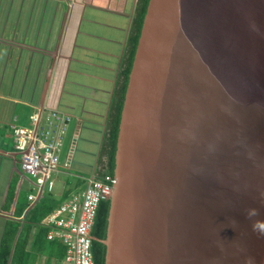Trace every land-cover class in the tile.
Segmentation results:
<instances>
[{
	"label": "water",
	"instance_id": "water-1",
	"mask_svg": "<svg viewBox=\"0 0 264 264\" xmlns=\"http://www.w3.org/2000/svg\"><path fill=\"white\" fill-rule=\"evenodd\" d=\"M104 242L105 264H264V0H149Z\"/></svg>",
	"mask_w": 264,
	"mask_h": 264
},
{
	"label": "crops",
	"instance_id": "crops-1",
	"mask_svg": "<svg viewBox=\"0 0 264 264\" xmlns=\"http://www.w3.org/2000/svg\"><path fill=\"white\" fill-rule=\"evenodd\" d=\"M137 5L138 0H0V236L4 224L18 221L17 240L29 221V211L38 203L29 198L38 192L29 177H24V183L19 175L20 183L15 181L13 189L10 187L15 173L26 175L15 164L21 155L15 150L10 122L29 126L30 114L42 105L71 114L72 121L77 118L71 126V143L63 165L72 162L79 136L101 140L118 99ZM75 80L84 84L85 98L69 106L66 91L73 88L71 81ZM89 118L95 121L91 126L98 132L85 127L84 120ZM94 146L89 149L96 151ZM98 146L96 155H90L96 158L92 169L100 159L102 146ZM60 171L59 166L54 173L59 182L57 191L47 193L58 202ZM85 183L65 181L61 197L65 192L81 191ZM8 186L7 197L12 191L9 203L4 196ZM59 259L53 246L38 251L36 261L27 264H60Z\"/></svg>",
	"mask_w": 264,
	"mask_h": 264
},
{
	"label": "built area",
	"instance_id": "built-area-1",
	"mask_svg": "<svg viewBox=\"0 0 264 264\" xmlns=\"http://www.w3.org/2000/svg\"><path fill=\"white\" fill-rule=\"evenodd\" d=\"M72 115L47 105L36 107L30 114V125L10 122L15 150L21 155L19 169L34 177L39 187L54 186L53 173L61 165V151ZM71 163L65 162V166ZM115 175L93 169L81 192L74 193L44 223L49 239L59 240L66 248L69 264H94L92 229L99 204L113 195ZM30 199L36 195L30 194Z\"/></svg>",
	"mask_w": 264,
	"mask_h": 264
},
{
	"label": "trees",
	"instance_id": "trees-1",
	"mask_svg": "<svg viewBox=\"0 0 264 264\" xmlns=\"http://www.w3.org/2000/svg\"><path fill=\"white\" fill-rule=\"evenodd\" d=\"M148 2L149 0H138V5L136 7L135 16L133 19L132 31L129 37L126 65L122 71V81L118 85L117 89L118 99L112 105L108 118L102 154H104L106 157V171L111 174H115V155L117 150V139L121 113L125 100L129 75L133 65ZM66 197V192L62 197H60V202L54 198L50 199L48 197H43L36 204V206L29 211L27 215V219L29 221L28 223L24 224V227L20 232L16 246L14 248L11 264H25L28 256H30V254L33 252V249H37V251H43L46 250L47 247L53 246L55 247V255L60 258V261L64 258L66 253L65 246L61 242L48 240L47 228L40 225V221L48 212L61 205L62 201ZM109 211L110 200L102 201L99 204L95 224L92 230L94 236L92 250L95 264H105L107 245L104 242V239L107 237ZM34 223H37L36 225L38 226L36 230H34L35 233L33 234L32 231L33 227L35 226ZM9 224H12V226L8 229ZM19 227L20 222L18 221H9V223L6 225L0 244V264H8L10 253ZM8 232L9 234H7ZM32 234L33 238L31 239ZM29 245H31V247L28 249Z\"/></svg>",
	"mask_w": 264,
	"mask_h": 264
},
{
	"label": "rangeland",
	"instance_id": "rangeland-1",
	"mask_svg": "<svg viewBox=\"0 0 264 264\" xmlns=\"http://www.w3.org/2000/svg\"><path fill=\"white\" fill-rule=\"evenodd\" d=\"M77 118L74 119V121H70L69 123V127L66 131V133L64 134V147L61 151V157H62V160H61V165H60V197H61V193L63 192V188H64V182L65 181H74V180H78L79 182H82L83 184L86 182V176H88V174L91 172V169H92V165L93 163L96 162V158H92L93 156H89L90 153H96V151L99 149V146L98 144H93V143H90V142H87L85 141V137L82 136V138L84 140H79L78 142V147H77V151L75 152L74 154V158L72 160V168L69 169V167H65L63 165V160L64 158H67L66 154L68 152V146L70 145L71 143V126H73L74 122H76ZM98 141V140H97ZM95 145V146H94ZM96 147L97 146V150L94 151L93 150H90L89 148L91 147ZM90 152V153H89ZM63 153V155H62ZM99 163H103V155H101L100 157V161ZM91 165V166H90ZM19 171V170H18ZM21 172V171H20ZM56 172V171H55ZM54 172V173H55ZM71 173L72 175H69V173ZM20 175V176H19ZM23 174H19V173H15V176H14V180H13V186H10L11 189H13L14 187V184H15V181L19 182L20 183V179L19 177H22L24 178L25 176H21ZM19 176V177H18ZM53 178L55 180V186H54V189H53V192H56L57 191V187H56V184H58V180L56 178V175L53 174ZM25 179V178H24ZM23 179V180H24ZM32 180H34V178H30ZM22 180V181H23ZM24 183H27V180L25 179L24 180ZM86 185V183H85ZM9 186L5 188V197L8 198V203L10 202L11 200V195H12V191H10V193L8 194V197H7V190H8ZM37 189V188H36ZM38 190V189H37ZM26 193V192H25ZM25 193H23L22 195H24ZM48 193V192H47ZM45 194L44 197H48V194ZM27 194V193H26ZM28 196V195H27ZM4 197V199H5ZM23 197H21L20 201L22 200ZM1 221V220H0ZM14 223V222H13ZM3 223L0 222V227L2 226ZM15 224V223H14ZM35 226L37 227L38 225H36L37 223H34ZM7 225V224H6ZM6 225L4 224V228L6 227ZM12 224H9L8 225V229L9 227L11 228ZM9 234V232L7 233ZM2 233H1V236H0V241L2 240ZM38 256V251L37 249H33V252L30 254V256H28V259L27 261L25 262V264H27L28 262H33V261H36V257ZM60 264H69L67 263L66 261H60V259L58 260ZM31 264V263H30Z\"/></svg>",
	"mask_w": 264,
	"mask_h": 264
},
{
	"label": "clouds",
	"instance_id": "clouds-1",
	"mask_svg": "<svg viewBox=\"0 0 264 264\" xmlns=\"http://www.w3.org/2000/svg\"><path fill=\"white\" fill-rule=\"evenodd\" d=\"M126 64V63H125ZM72 118H73V116H72ZM73 120V119H72ZM71 120V121H72ZM106 134V133H105ZM105 134L103 133V136H102V139L100 140V143L98 144V145H100V146H102L101 148H100V150H99V152H98V157L100 158L101 157V155H102V148H103V142H104V137H105ZM99 141V140H98ZM77 151V149H76V147H75V152ZM17 152V151H16ZM75 152H74V154H75ZM18 153V152H17ZM97 153V152H96ZM19 154V153H18ZM100 155V156H99ZM74 156V155H73ZM106 158V157H105ZM20 160V159H19ZM19 160L17 161V163H16V167H17V169L20 171V169H19ZM61 160H62V157H61ZM99 161H100V159H98V162L95 164V166L93 167V169H98L100 172H106V173H109V172H107L106 171V159L104 160L103 159V163H99ZM71 164H72V162H71ZM71 164H70V166H71ZM69 166V167H70ZM92 169V170H93ZM92 172V171H91ZM22 173V172H21ZM54 174V173H53ZM91 174V173H90ZM111 174V173H110ZM112 175H115V174H112ZM25 177H29V178H34V177H31V176H28V175H24ZM90 176V175H89ZM54 179V178H53ZM34 182H35V184H36V187H37V193H31V194H34V195H36V198L35 199H30L31 201H40L44 196H45V194L47 193V192H49V191H52L53 190V188H54V186H55V180H54V186H53V188H51V189H49V187H48V185L46 184L45 186H43V187H39V185L37 184V182H36V179L34 178ZM84 189V188H83ZM82 189V190H83ZM81 190V191H82ZM81 191H79V192H81ZM78 193V192H77ZM71 195H73V193L72 194H70V195H67V197L62 201V203L66 200V199H69L70 198V196ZM113 196V195H112ZM112 196L108 199V200H110L111 201V198H112ZM30 198V197H29ZM61 203V204H62ZM60 206V205H59ZM59 206H57L56 208H58ZM56 208H54L52 211H50V212H48L43 218H42V220L40 221V225H42L43 227H45V228H47V239L48 240H51V241H58V242H60L59 240H57V239H49L48 238V233H49V230H50V228L47 226V225H45V223H44V219L50 214V213H52V212H54L55 211V209ZM97 216V215H96ZM93 230V229H92ZM4 231H5V229H4ZM4 234V233H3ZM93 234V233H92ZM94 237V236H93ZM18 238V237H17ZM94 239V238H93ZM18 240V239H17ZM17 240H16V242H17ZM15 241V240H14ZM0 244H1V242H0ZM13 245H14V243H13ZM15 246H16V243H15ZM15 248V247H14ZM12 249H13V247H12ZM66 249V248H65ZM12 251V250H11ZM13 252H14V250H13ZM11 254V253H10ZM66 254V253H65ZM12 258H13V255H12ZM9 261V260H8ZM12 261V260H11ZM61 261H66L65 260V256H64V258L61 260ZM67 262V261H66ZM68 263V262H67ZM11 264V263H10ZM94 264H95V262H94Z\"/></svg>",
	"mask_w": 264,
	"mask_h": 264
},
{
	"label": "flooded vegetation",
	"instance_id": "flooded-vegetation-1",
	"mask_svg": "<svg viewBox=\"0 0 264 264\" xmlns=\"http://www.w3.org/2000/svg\"><path fill=\"white\" fill-rule=\"evenodd\" d=\"M81 102V101H80ZM81 105H82V103H81ZM82 136V135H81ZM81 136H79V138L77 139V141H76V149H77V147H78V142H79V140H84L83 138L81 139ZM85 140H86V138H85Z\"/></svg>",
	"mask_w": 264,
	"mask_h": 264
}]
</instances>
